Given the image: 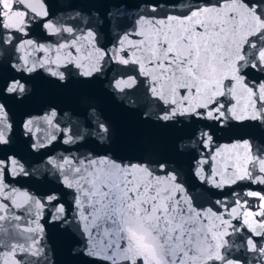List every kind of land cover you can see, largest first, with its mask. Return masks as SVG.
<instances>
[{
	"label": "snow or ice",
	"instance_id": "1",
	"mask_svg": "<svg viewBox=\"0 0 264 264\" xmlns=\"http://www.w3.org/2000/svg\"><path fill=\"white\" fill-rule=\"evenodd\" d=\"M240 182L264 186V0H0V264H264V189L201 203Z\"/></svg>",
	"mask_w": 264,
	"mask_h": 264
},
{
	"label": "water",
	"instance_id": "2",
	"mask_svg": "<svg viewBox=\"0 0 264 264\" xmlns=\"http://www.w3.org/2000/svg\"><path fill=\"white\" fill-rule=\"evenodd\" d=\"M50 3L57 2V0H49ZM54 22L58 21L61 24H75L78 23V20L75 19V12L73 11H61L60 8H57L56 16L53 17ZM43 32L42 29L38 30L37 32L32 33L33 38L40 39V35ZM40 42L46 43L49 47L54 46L57 43V38L55 37H48L46 39H40ZM35 56L39 57L42 55H46L45 53H34ZM117 73L115 71L108 72L106 77L101 78V82H98L94 86L86 87V88H80L77 89V91L73 94H70L65 97H61L55 90L49 89L47 86L41 85L38 88L37 96L28 102H25L23 105L15 106L14 108L17 112L18 117L23 115L25 112H31L33 115H38L42 111L41 104L46 101H51L54 103H60L61 99L65 102L71 103L76 98L77 95L82 93H87L88 95L92 96L94 99H100L103 101L102 96V86L107 87L108 82L116 76ZM69 105L65 104V107H68ZM105 107H108V105H105ZM145 135H152L157 138L161 146H166L170 139V134H164V133H154V132H145ZM219 144L224 145L229 143L227 139H220L218 141ZM15 150L17 151H24L25 147L23 144H16L14 146ZM80 151H84V149H79ZM75 152L77 151L76 148H70L67 145L60 144L57 142L52 146V150L50 151V155H60L65 154L67 155L68 152ZM18 187H21L22 189H28L30 186L27 184L17 185ZM251 188L252 190H261L264 189V186L259 185H249L247 182H240L237 185H233L231 187H226L223 189V193H219L217 191V195L211 196L207 199V202L201 201L203 203L204 207H213V210H218L216 206H214V201L216 199H223L225 200L229 205L232 204V201L234 199V193H243ZM32 191H36L37 189L32 188ZM250 202V209L254 210L257 206V202L253 198H248ZM222 211V209H219ZM234 224H238L237 221H233ZM238 226H240L238 224ZM243 235V233H241ZM250 255V254H249ZM59 259L61 261H65L68 259L67 257V247L66 245H61V254L59 256Z\"/></svg>",
	"mask_w": 264,
	"mask_h": 264
},
{
	"label": "clouds",
	"instance_id": "3",
	"mask_svg": "<svg viewBox=\"0 0 264 264\" xmlns=\"http://www.w3.org/2000/svg\"><path fill=\"white\" fill-rule=\"evenodd\" d=\"M202 75L207 76L209 84L213 85L216 83V80L222 75V70L215 63H209L205 65Z\"/></svg>",
	"mask_w": 264,
	"mask_h": 264
}]
</instances>
